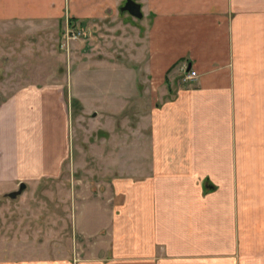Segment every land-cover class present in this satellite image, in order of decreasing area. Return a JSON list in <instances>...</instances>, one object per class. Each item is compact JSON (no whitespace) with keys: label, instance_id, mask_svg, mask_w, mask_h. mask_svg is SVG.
Segmentation results:
<instances>
[{"label":"crops","instance_id":"0c3cea01","mask_svg":"<svg viewBox=\"0 0 264 264\" xmlns=\"http://www.w3.org/2000/svg\"><path fill=\"white\" fill-rule=\"evenodd\" d=\"M134 1L142 17L126 0H0L1 66L22 40L31 54L63 32L64 47L75 26L83 35L65 47L95 69L94 113L146 99L126 124L125 177L74 204L73 253L11 259L2 248L0 264H264V0ZM31 65L0 101V194L62 173L65 83L85 99L78 74Z\"/></svg>","mask_w":264,"mask_h":264},{"label":"rangeland","instance_id":"374dc122","mask_svg":"<svg viewBox=\"0 0 264 264\" xmlns=\"http://www.w3.org/2000/svg\"><path fill=\"white\" fill-rule=\"evenodd\" d=\"M62 34L58 40L49 38L46 43L43 42L45 50L36 46V51L31 54L21 51L28 44L22 40L21 47L16 45L18 50L13 53L15 57L5 60L7 66L0 65V80L3 81L0 84L3 88L0 90V101L14 87L21 85L17 80L24 78L23 71L32 68L31 64L38 65L35 68L38 72L39 68L48 64L52 66L55 75H66L68 79L78 74L74 85L85 97L82 101L77 99L71 94L69 83H65L70 108L71 152L62 173L57 177L44 178L38 184L27 185L23 193L15 198L9 197L10 192L0 194V250L4 248L6 257L11 259L28 258L29 252H32V257L44 258L45 252L49 250L54 255H62L65 251L73 253L72 241L77 238L72 217L76 208L74 204L78 206L82 199L93 198L95 192L112 187V178L125 177L126 142L133 137L126 124L138 121L137 116H132L131 112L141 111L146 103V99L132 98L125 109L124 101L119 100L117 104L124 106L123 110L112 118L105 113H94L97 109L93 83L95 69L84 66L79 69L76 54L78 46L73 44L67 50L62 45ZM102 69L104 74H109V67ZM7 79L11 81L8 83ZM78 79L82 80L80 84ZM126 83L130 82L124 81L119 85L125 88ZM109 102H106L107 105ZM127 115L130 116L129 121L126 120ZM110 142L113 144L110 145ZM105 197L101 195V198Z\"/></svg>","mask_w":264,"mask_h":264},{"label":"built area","instance_id":"2783aa9c","mask_svg":"<svg viewBox=\"0 0 264 264\" xmlns=\"http://www.w3.org/2000/svg\"><path fill=\"white\" fill-rule=\"evenodd\" d=\"M83 35L80 28L75 26H69L64 33V45L67 46L70 42L78 40ZM183 78L184 80H194L198 74L196 70L188 68L187 64L182 66Z\"/></svg>","mask_w":264,"mask_h":264},{"label":"water","instance_id":"95a60500","mask_svg":"<svg viewBox=\"0 0 264 264\" xmlns=\"http://www.w3.org/2000/svg\"><path fill=\"white\" fill-rule=\"evenodd\" d=\"M123 10L129 11L134 16L142 17L141 6H140V4L135 2L134 0H126L125 4L123 6ZM25 188H26V183L21 182L19 189L10 192L8 195L11 198H15L19 194H21Z\"/></svg>","mask_w":264,"mask_h":264}]
</instances>
